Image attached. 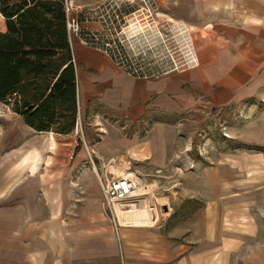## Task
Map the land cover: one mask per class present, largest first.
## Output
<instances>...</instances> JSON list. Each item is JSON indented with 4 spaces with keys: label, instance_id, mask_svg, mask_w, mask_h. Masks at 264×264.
Segmentation results:
<instances>
[{
    "label": "crops",
    "instance_id": "obj_1",
    "mask_svg": "<svg viewBox=\"0 0 264 264\" xmlns=\"http://www.w3.org/2000/svg\"><path fill=\"white\" fill-rule=\"evenodd\" d=\"M154 6L196 37L200 34L192 66L134 76L105 50L78 36L70 40L77 78L75 127L82 113L100 106L112 118H123L125 131L132 133L129 142L138 136L145 138L142 142H131L119 154L107 134L102 142L108 150L93 156L109 160L95 161L82 148L75 152L38 144L30 132L37 130L10 107L22 123L0 114V264H264V247L226 229L223 198L206 197L197 208L184 210L196 194H204L201 184L218 185L216 180L201 183V178L193 184L199 181L197 168L184 171L185 195L178 201L148 198L144 215L130 213L145 207L144 201L132 199L118 205L115 220L105 209L100 182L110 171L115 174L117 167L110 168L115 158H137L134 172L140 184L165 189V181H143L148 182L147 174L175 168L168 160L178 157L177 141L164 134L169 121L264 91V0H154ZM0 24L4 29L2 16ZM38 132L51 133L53 139V134L68 135ZM40 153L46 160L33 168ZM117 169L128 173L125 167Z\"/></svg>",
    "mask_w": 264,
    "mask_h": 264
},
{
    "label": "rangeland",
    "instance_id": "obj_2",
    "mask_svg": "<svg viewBox=\"0 0 264 264\" xmlns=\"http://www.w3.org/2000/svg\"><path fill=\"white\" fill-rule=\"evenodd\" d=\"M96 1L99 0H74L77 4L89 6ZM100 1L107 2V7H114L110 0ZM139 6L136 0L132 6L126 5L122 13L127 14ZM154 9L151 15L144 12L140 15L130 13L124 19L110 22L108 28L104 27L98 32L104 40L109 41V46L103 50L116 66L137 68L158 76L193 65V54L200 34L196 37L194 31L187 29L184 24L159 12L155 6ZM109 11L112 15V8ZM79 16L84 20L89 15ZM91 27L89 23L88 29ZM102 110V107L92 105L86 113L79 116L76 127L68 135L53 134V139L48 132L31 129L30 132L38 144L49 143L55 150L72 149L75 152L82 148L88 157L90 151L92 156L96 155L95 151L99 156L100 152L108 150L102 140L105 141V136L109 134L113 136L114 151L121 154L133 142H129L131 138L128 137L132 133L125 131L127 125L124 126L123 118H112ZM194 113L191 116L180 115L164 127V134L173 136L177 141L178 157L175 156L171 162L168 160L175 167L174 170L147 174L145 178L149 179L148 182L143 181L149 184L158 179L165 181L168 186L165 189H152L153 186L149 184L145 188L147 194L137 200L144 201L147 207L148 198L157 197L160 203L182 199L185 195L184 171L197 168L200 170L199 181L193 184H199L201 178V183L216 180L218 185H208L206 188V184H201L204 194H196L197 200L194 198L186 203L184 210L197 208L206 197L220 196L224 200V206L221 203L220 207L225 211L223 220L226 229L239 232V236L242 235L245 241H255L259 247H264V91L254 98L221 106H206ZM0 114L22 123L21 118L2 101ZM143 132L144 130L140 131L138 135ZM144 139L138 136L133 140L137 143ZM46 149L51 151L47 145ZM40 155V158L34 157L33 168L46 160L45 157L42 159L44 154ZM98 156H93L95 161L105 160L107 163L109 160ZM127 157L115 158V164H110V168L125 167L132 172L137 170L139 160ZM218 167L223 178L218 176ZM117 168L114 169L115 174H118ZM23 176L26 174H18V177ZM138 176L135 178L142 182L140 175Z\"/></svg>",
    "mask_w": 264,
    "mask_h": 264
},
{
    "label": "trees",
    "instance_id": "obj_3",
    "mask_svg": "<svg viewBox=\"0 0 264 264\" xmlns=\"http://www.w3.org/2000/svg\"><path fill=\"white\" fill-rule=\"evenodd\" d=\"M0 101L37 131L69 133L77 78L64 0H0Z\"/></svg>",
    "mask_w": 264,
    "mask_h": 264
},
{
    "label": "built area",
    "instance_id": "obj_4",
    "mask_svg": "<svg viewBox=\"0 0 264 264\" xmlns=\"http://www.w3.org/2000/svg\"><path fill=\"white\" fill-rule=\"evenodd\" d=\"M114 4L107 7L108 3L104 1H96L91 6L81 5L74 2V0H64V11L66 17V28L68 31L69 39L78 36L84 42L91 44L95 47L106 49L109 46V41L104 40L98 33L102 28H108L109 23H115L118 19H124L130 13L140 15V13L152 14L154 9V0H138L140 6L136 10L123 14L124 7L132 6L136 0H110ZM112 8V15L109 11ZM84 17V20L80 18ZM121 15V16H120ZM90 19V20H88ZM139 21V20H138ZM89 23H96L94 28L88 29ZM141 24V23H140ZM94 24H91V26ZM134 76L150 77L156 75L155 73H145L137 68H122ZM101 192L103 197V204L107 213L112 219H117V207L119 204L128 202L132 199H137L147 194L143 185L131 174L118 175L111 171L101 179Z\"/></svg>",
    "mask_w": 264,
    "mask_h": 264
},
{
    "label": "bare ground",
    "instance_id": "obj_5",
    "mask_svg": "<svg viewBox=\"0 0 264 264\" xmlns=\"http://www.w3.org/2000/svg\"><path fill=\"white\" fill-rule=\"evenodd\" d=\"M132 174L134 177H139L135 172H132V171H128V173H126V172H122L121 170H118V175H124V174ZM134 200V199H133ZM145 205V204H144ZM173 205V204H172ZM148 209V208H147ZM147 209H146V207H142V208H139V209H132L131 210V214H133V213H140V214H147ZM172 209V208H171ZM149 214V213H148ZM127 215H129V214H125V215H123V217L125 216V219L128 217ZM137 217V216H136ZM134 218H135V215H134ZM138 220V219H137ZM142 219H140V221H141ZM139 221V220H138ZM149 221V220H148ZM123 222V221H122ZM124 223V222H123ZM144 223V222H143Z\"/></svg>",
    "mask_w": 264,
    "mask_h": 264
}]
</instances>
